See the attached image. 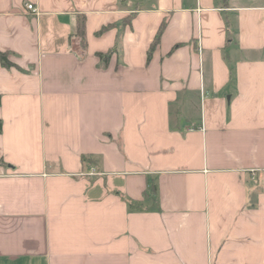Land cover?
I'll return each mask as SVG.
<instances>
[{
  "label": "crops",
  "instance_id": "obj_1",
  "mask_svg": "<svg viewBox=\"0 0 264 264\" xmlns=\"http://www.w3.org/2000/svg\"><path fill=\"white\" fill-rule=\"evenodd\" d=\"M224 2L0 0V264H264V0Z\"/></svg>",
  "mask_w": 264,
  "mask_h": 264
},
{
  "label": "trees",
  "instance_id": "obj_2",
  "mask_svg": "<svg viewBox=\"0 0 264 264\" xmlns=\"http://www.w3.org/2000/svg\"><path fill=\"white\" fill-rule=\"evenodd\" d=\"M222 2L225 3L224 0H222ZM164 27H165V20H162L152 42L149 45V48L147 51V61H149L152 51L154 50V48L156 47V45L160 41ZM105 29H106V27H102L99 31H97V34L102 33ZM76 34L79 37L81 47H84L85 46V20H84L83 16H78ZM111 53H112V50H110L106 53H98V56L101 58V60L103 62L106 63L108 61ZM0 64L4 67L14 66V64L8 59V53L2 52V51H0ZM149 189L152 192H155L156 191V185L154 183H150ZM128 206H129V208H138L139 203L137 201L129 200Z\"/></svg>",
  "mask_w": 264,
  "mask_h": 264
},
{
  "label": "built area",
  "instance_id": "obj_3",
  "mask_svg": "<svg viewBox=\"0 0 264 264\" xmlns=\"http://www.w3.org/2000/svg\"><path fill=\"white\" fill-rule=\"evenodd\" d=\"M25 7L30 12H36V6L33 3H26Z\"/></svg>",
  "mask_w": 264,
  "mask_h": 264
}]
</instances>
